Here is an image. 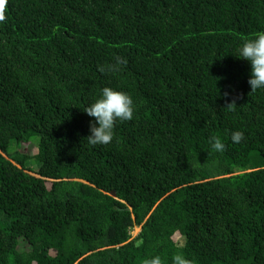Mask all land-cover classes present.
Here are the masks:
<instances>
[{
    "label": "trees",
    "instance_id": "obj_1",
    "mask_svg": "<svg viewBox=\"0 0 264 264\" xmlns=\"http://www.w3.org/2000/svg\"><path fill=\"white\" fill-rule=\"evenodd\" d=\"M257 32L264 0H8L0 264H264V89L236 56ZM104 87L134 116L92 146Z\"/></svg>",
    "mask_w": 264,
    "mask_h": 264
},
{
    "label": "clouds",
    "instance_id": "obj_2",
    "mask_svg": "<svg viewBox=\"0 0 264 264\" xmlns=\"http://www.w3.org/2000/svg\"><path fill=\"white\" fill-rule=\"evenodd\" d=\"M7 3L8 0H0V23L6 22ZM236 56L251 63V78L248 81L251 93L257 89H264V32H257L254 38L245 40L239 49V55ZM127 63V59L116 56L115 63L99 65L98 70L101 73H116ZM228 95L225 93V96ZM236 106V99H233L227 103L226 108L234 111ZM83 110L95 121L90 126L91 134L86 138L88 143L92 146L107 145L113 140L117 121L124 122L133 119L134 102L126 92L104 87L100 98ZM231 140L233 143H241L244 140V133L242 131L233 132ZM209 143L216 152L223 153L226 150L225 144L218 136L210 137ZM143 264H164V262L160 256H155L145 259ZM172 264H194V261L186 258L182 252H177L172 256Z\"/></svg>",
    "mask_w": 264,
    "mask_h": 264
},
{
    "label": "rangeland",
    "instance_id": "obj_3",
    "mask_svg": "<svg viewBox=\"0 0 264 264\" xmlns=\"http://www.w3.org/2000/svg\"><path fill=\"white\" fill-rule=\"evenodd\" d=\"M139 231H140V230H139L138 228L134 230L133 238L136 237V236L138 235Z\"/></svg>",
    "mask_w": 264,
    "mask_h": 264
}]
</instances>
